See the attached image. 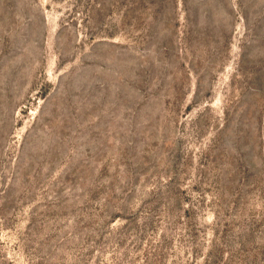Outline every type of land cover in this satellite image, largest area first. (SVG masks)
I'll use <instances>...</instances> for the list:
<instances>
[{"label": "rangeland", "instance_id": "rangeland-1", "mask_svg": "<svg viewBox=\"0 0 264 264\" xmlns=\"http://www.w3.org/2000/svg\"><path fill=\"white\" fill-rule=\"evenodd\" d=\"M0 264H264V0H0Z\"/></svg>", "mask_w": 264, "mask_h": 264}]
</instances>
